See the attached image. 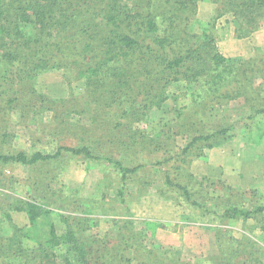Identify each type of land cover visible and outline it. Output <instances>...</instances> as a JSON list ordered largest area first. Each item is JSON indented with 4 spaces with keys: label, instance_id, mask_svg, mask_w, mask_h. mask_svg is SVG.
Instances as JSON below:
<instances>
[{
    "label": "trees",
    "instance_id": "16d2710c",
    "mask_svg": "<svg viewBox=\"0 0 264 264\" xmlns=\"http://www.w3.org/2000/svg\"><path fill=\"white\" fill-rule=\"evenodd\" d=\"M203 1L213 5L207 21L198 18ZM225 13L236 21L237 37L264 26V0H0V163L28 166L37 177L33 185L38 196L7 194L0 199V264H73L67 254L58 257L55 252L58 245L68 244L80 264H202L205 258L211 264H264L262 200L244 206V193H234L240 200L233 201L225 189L218 196L221 203H211L213 198L204 199V191L197 189L206 177L197 180L185 173L189 179H184L178 167L163 168L174 153L175 135L185 137L176 153L182 162L191 151L204 155L228 138L233 123L226 121L225 107L239 98V117L253 141L264 136V97L254 85L264 77V52L241 63L228 62L219 52L215 32L216 20ZM57 68L70 70L64 97L47 96L36 85L41 73ZM177 81L186 88L174 95L185 100L175 110V120L162 119L147 129L148 112L162 105ZM14 112L32 138H37L40 125L52 128L56 123L52 132L63 142L53 154L6 151ZM33 113L38 123L30 125L26 120ZM71 114L86 117L89 124L80 119L73 124ZM121 149L139 152L133 156L134 167L124 165ZM74 156L111 163L117 177L106 175L97 189L99 199L59 184L57 170L48 167L63 170ZM152 167L159 172L150 173ZM141 168L147 170L137 174ZM155 173L161 195L210 217L213 223L205 227L215 237L214 253L184 258L177 246L151 242L147 228L131 217L125 193L128 174L142 192L156 181ZM53 203L60 210L49 207ZM117 207L124 211L115 218L111 214ZM95 208L113 220L115 229L104 237L92 233L100 219L89 215ZM12 211L23 212L27 223H15ZM248 218H257L260 242L247 235L221 239L214 225V220Z\"/></svg>",
    "mask_w": 264,
    "mask_h": 264
},
{
    "label": "rangeland",
    "instance_id": "374dc122",
    "mask_svg": "<svg viewBox=\"0 0 264 264\" xmlns=\"http://www.w3.org/2000/svg\"><path fill=\"white\" fill-rule=\"evenodd\" d=\"M212 14L213 5L204 1L200 2L198 5V18L207 21ZM215 26L217 35L216 45L219 52L228 62L241 63L257 55L260 51L264 52V26L246 36L237 37L234 34L237 23L230 13H225L218 18ZM195 28L197 31L200 30L197 24H195ZM69 74L70 70L63 68L43 72L38 77L37 88L47 96L64 97L68 94L64 79ZM74 85L76 86L77 84ZM254 85L257 91L262 90L264 97V77L257 78ZM185 88L186 84L183 81L173 83L168 88V98L162 105L159 108L152 107L148 112L147 119L151 124L145 125V123H141L139 126L144 127L145 125L147 129H150L151 125L157 124V121L162 119H168L173 122L176 117L175 110L180 105H183L185 101L181 98H175L174 95L181 94ZM240 104L242 105V98L232 101L225 107L227 112L224 113L225 117L227 114L226 121L232 122L233 127L227 132L229 137L224 139L221 144L210 148L201 156L191 151L192 153L187 155L186 161L182 162L176 156V153L185 144V137L175 135L174 153L167 160L166 164L163 165L164 169L178 167L184 179H189V175H186L189 173L193 174L192 176H195L197 180L202 176L206 177V180L202 182V187L197 186V189L204 191L202 193L204 199H208V197L213 198L210 201L211 203H221V199H218V196L223 195L222 192L225 189L227 193H231L229 196L231 199L233 198V201L240 200L239 197L236 199L234 193H244V199H242L244 206H249L252 200L255 201L257 198L264 203V163L255 162L253 164L256 166L252 167V163L247 164L246 160L243 161L246 155L254 156L261 154V152L264 153V136H261V141L258 143L253 141V134L251 135V131L245 127L242 118L239 117ZM219 112H224L223 107L220 108ZM47 118H49V115L44 118V121H47ZM77 120L83 124H89L86 117L81 118V115L71 114L70 121L74 124ZM26 121L30 125L38 123V114H31ZM56 125L54 123L52 128L49 125H40V130H35L36 134H34V136L37 135V138H32L28 135L21 116L14 112L9 120V129L13 137L3 148L6 151L25 149L29 153L41 151L53 154L56 151L57 144L62 141L59 139V134H53L52 132V129H55ZM44 126L46 128L48 126V128H44L43 130ZM120 131L124 132L123 130ZM130 149H121L119 158L123 160L124 165L134 167L136 162L133 160V156L139 152L133 155ZM139 149L140 147L138 146L135 151ZM160 155L161 153L154 154L157 157ZM66 161L67 166L63 170H60L59 165L55 169L51 167L52 165L47 166L52 171L57 170L55 179L59 184L60 182L65 183L69 189L80 188L78 194L88 196L90 199L100 198L99 189L103 187L106 175L108 177L112 175L116 176L111 170V163L106 160L87 161L84 158L74 156L69 157ZM252 168L254 169L253 173L251 172ZM151 169L153 170H150V173H154L153 171L159 172L157 167H152ZM146 170L141 168L137 174ZM33 174L28 169V166L19 163H0V199L2 200L7 194L23 199L38 198L37 193L34 191L36 187L33 185V183L37 182L35 180L37 177ZM128 177L125 193L129 214L136 219L138 226H145L147 228L148 237L151 242L177 246L182 249L181 253L184 258H193L198 255L207 256L217 250L218 246L213 232L205 227L206 224H211L210 217L200 215L198 211L190 208L188 203V206L185 204L183 207L174 199L161 195L158 192L160 186L159 174L155 173L154 178L156 181L142 192L138 189L139 185L137 182L132 181L133 176L128 174ZM42 187L48 190L52 189L48 185ZM108 198L110 200V197ZM50 203L52 202L50 201ZM115 203L116 205L120 204L118 201H115ZM49 207L54 210H60L59 203L50 204ZM116 211V214H111L112 217L121 216L124 209L117 207ZM89 215L100 217L97 220L98 223L92 226V233H95L98 237H104L106 233H111L110 230L114 228L113 220H110V218L106 219L105 216L100 214V210L96 208ZM11 216L13 221L19 225L27 223L23 212L12 211ZM262 216H264V211L262 212ZM214 221V225L220 229L221 239L227 240L230 236L241 238L243 235H247L253 240L261 241L260 237L262 233L259 226H257V218H248L245 221L229 219L225 223H220L219 220ZM55 252L58 257L59 255L67 254L73 264H80L69 244L58 245L55 248ZM202 264L211 263L205 258Z\"/></svg>",
    "mask_w": 264,
    "mask_h": 264
},
{
    "label": "crops",
    "instance_id": "0c3cea01",
    "mask_svg": "<svg viewBox=\"0 0 264 264\" xmlns=\"http://www.w3.org/2000/svg\"><path fill=\"white\" fill-rule=\"evenodd\" d=\"M261 152V154H256L254 156L251 155H246V157L243 159V161H247V164H253L255 162L257 163H264V153ZM262 155V156H261ZM256 165L253 164L252 167H255ZM247 170H249L248 168H246ZM254 169L252 168L251 172L253 173Z\"/></svg>",
    "mask_w": 264,
    "mask_h": 264
}]
</instances>
